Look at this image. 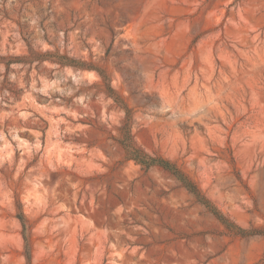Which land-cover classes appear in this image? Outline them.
<instances>
[{
  "label": "rangeland",
  "instance_id": "obj_1",
  "mask_svg": "<svg viewBox=\"0 0 264 264\" xmlns=\"http://www.w3.org/2000/svg\"><path fill=\"white\" fill-rule=\"evenodd\" d=\"M0 264H264V0H0Z\"/></svg>",
  "mask_w": 264,
  "mask_h": 264
},
{
  "label": "trees",
  "instance_id": "obj_2",
  "mask_svg": "<svg viewBox=\"0 0 264 264\" xmlns=\"http://www.w3.org/2000/svg\"><path fill=\"white\" fill-rule=\"evenodd\" d=\"M124 110L128 113V110L125 107H124ZM127 140L129 141V138ZM120 143L126 149L128 158L133 159L137 163L145 166L146 168L156 165V166H159V167H161V168H163L165 170L170 171L174 176H176L185 185V187L189 191H191L197 197V199L201 203L205 204V206H209V202L207 200H205V198L200 194L199 190L193 184L188 182L187 179L173 165H171L169 162H167L165 160H161V159L149 158L145 154H143L141 152V150H139L137 148H134L131 144H129V142L125 143V144H124V142H120ZM211 210L215 211L212 208H211ZM218 217H222V216H218ZM221 219H223V218H221ZM231 227H232L231 229L235 230L237 235L242 236V237L260 235V234L263 233L262 232L263 229H260V230H257V229H243V228H239V227L234 226V225H232ZM27 260H28V256H27Z\"/></svg>",
  "mask_w": 264,
  "mask_h": 264
}]
</instances>
